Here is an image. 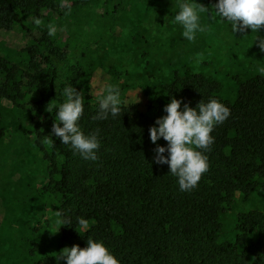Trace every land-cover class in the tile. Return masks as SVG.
Listing matches in <instances>:
<instances>
[{
    "label": "trees",
    "instance_id": "16d2710c",
    "mask_svg": "<svg viewBox=\"0 0 264 264\" xmlns=\"http://www.w3.org/2000/svg\"><path fill=\"white\" fill-rule=\"evenodd\" d=\"M130 1L72 0L62 4L55 0H0V31L19 29L29 40L15 55L0 51V122L15 116L14 130L31 140L45 178L40 187L25 186L29 192L14 204L22 207L39 202L64 224L58 254L73 245L84 248L88 239H94L102 241L120 264H264L263 212L240 213L234 242L221 238V219L235 197L264 193V77H233L235 88L224 99L221 83L211 75L185 70L156 86L142 110L136 104H124L121 115L99 120L93 117L101 95L86 97L85 84L101 70L83 61L82 55L68 84L60 86L61 92L56 90L66 47L43 28V13L72 17L99 7L100 19L114 28ZM212 1L215 5L216 0ZM261 32L264 35V27ZM22 61L26 69L21 67ZM112 83L117 84L116 78ZM69 84L84 95V113L78 121L82 131L99 130L101 147L96 162L83 160L70 146L61 144L51 134L55 111L42 112L53 99L63 102L62 89ZM119 87L122 90L123 86ZM170 96L190 107L217 98L231 110L228 119L211 133L214 143L205 153L208 171L188 192L179 190L167 165L153 162L156 145L150 142L148 130L165 115L163 107ZM4 135L0 130V159L5 153ZM157 144L165 146L166 141L161 138ZM57 211L63 215L57 216ZM81 218L87 221V229L78 223ZM16 264H57V259L34 245Z\"/></svg>",
    "mask_w": 264,
    "mask_h": 264
},
{
    "label": "rangeland",
    "instance_id": "374dc122",
    "mask_svg": "<svg viewBox=\"0 0 264 264\" xmlns=\"http://www.w3.org/2000/svg\"><path fill=\"white\" fill-rule=\"evenodd\" d=\"M55 1L65 4L72 0ZM196 3L209 10L214 7L212 0H196ZM178 4L179 0L130 1L114 28H110L109 21L100 19L102 10L99 7H90L72 17L44 12L43 28L50 31L54 27V35L66 47L63 50L66 60L59 65L55 80L56 90L68 84L71 70L82 55L83 61L101 70L87 80L86 97L99 98L103 86L116 78L117 84L123 86L121 98L125 104L134 103L141 110L147 95L156 86L185 70L211 75L221 83L224 99L235 88L233 77H264L259 71L264 67V53L253 42L256 35L264 37L261 29L258 34L237 32L232 35L228 23L219 17L210 20L207 13H201V23L208 25V30L197 33L194 41H188L181 35V26L173 23L179 11ZM38 33L34 30L35 35ZM28 44V38L19 29L0 31L1 53L15 55ZM198 53L204 56L201 63H196ZM21 67L27 68L25 61ZM47 104L42 112H47ZM2 105L8 107L4 102ZM11 116L4 123L0 122V130L5 132L1 140L5 153L0 159V264H16L34 245L57 257L61 230L56 215L43 204L28 202L22 207L14 204L16 198L29 192L25 186L40 187L45 178L31 140L16 134L15 118ZM250 210L264 213V193L257 192L248 198L235 197L221 219L223 242H234L237 216Z\"/></svg>",
    "mask_w": 264,
    "mask_h": 264
},
{
    "label": "clouds",
    "instance_id": "9594fccd",
    "mask_svg": "<svg viewBox=\"0 0 264 264\" xmlns=\"http://www.w3.org/2000/svg\"><path fill=\"white\" fill-rule=\"evenodd\" d=\"M178 8L173 23L181 26V35L188 41H194L197 33L208 30V25L201 23V13H207L210 20L219 17L227 21L232 35L247 30L258 34L264 27V0H216L211 10L196 3V0H179ZM55 31L54 27L51 28L49 35ZM254 41L258 50L264 53V37L256 35ZM203 60V54L198 53L196 63ZM259 71L264 73V67ZM62 96V103L58 104L53 99L45 109L48 113L55 111L56 121L52 125L51 134L61 144L70 146L74 154L78 153L83 160L96 162L101 147L99 130L85 134L78 123L84 113L83 94L69 84L63 87ZM124 104L119 85L107 83L102 88L98 112L93 119L104 120L109 116L115 118L121 115ZM163 112L165 115L158 117L148 130L150 142L156 145L153 162L167 165L169 174L176 178L179 190L188 192L197 187L202 175L208 171V156L205 153L210 151V145L214 143L211 133L214 127L228 119L231 110L217 98H209L206 102L201 100L195 107H190L182 99L170 96ZM161 138L166 141L165 146L157 144ZM56 214L63 215L60 211ZM78 223L87 229L86 220L81 218ZM56 259L57 264L60 261L64 264H120L102 241L94 239H88L84 248L78 245L63 248Z\"/></svg>",
    "mask_w": 264,
    "mask_h": 264
}]
</instances>
